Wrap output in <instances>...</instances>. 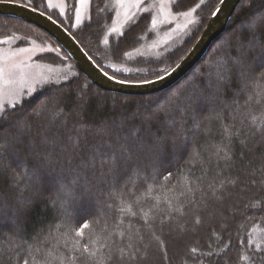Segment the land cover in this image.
I'll list each match as a JSON object with an SVG mask.
<instances>
[{
  "label": "trees",
  "instance_id": "1",
  "mask_svg": "<svg viewBox=\"0 0 264 264\" xmlns=\"http://www.w3.org/2000/svg\"><path fill=\"white\" fill-rule=\"evenodd\" d=\"M6 1L50 15L104 71L136 82L174 67L220 0H177L197 24L158 59L127 57L152 38L148 14L104 44L112 0H90L77 27V0L64 16L46 0ZM12 33L20 46L50 39L58 52L35 59L72 72L1 111L0 264H264V0H242L195 66L147 95L98 88L46 33L0 15V37Z\"/></svg>",
  "mask_w": 264,
  "mask_h": 264
},
{
  "label": "rangeland",
  "instance_id": "2",
  "mask_svg": "<svg viewBox=\"0 0 264 264\" xmlns=\"http://www.w3.org/2000/svg\"><path fill=\"white\" fill-rule=\"evenodd\" d=\"M177 0H112L114 9L109 29L104 38L108 44L110 36L121 35L124 29L142 14L150 16L149 32L152 38L128 54V58L158 59L169 53L190 34L197 24L193 9L175 11L173 5ZM206 1V0H204ZM47 8L57 11L62 16L67 9L66 0H46ZM90 0H77L74 13V27L80 26L89 18ZM155 21V23H153ZM16 34L0 37V112L7 106L32 93L40 85L65 79L72 72L69 62L57 65L39 62L37 55L45 52H58L53 41L42 36L32 40L31 44L17 45ZM23 50V51H21ZM115 70L125 71L130 66H123L109 61ZM134 68V67H132Z\"/></svg>",
  "mask_w": 264,
  "mask_h": 264
},
{
  "label": "water",
  "instance_id": "3",
  "mask_svg": "<svg viewBox=\"0 0 264 264\" xmlns=\"http://www.w3.org/2000/svg\"><path fill=\"white\" fill-rule=\"evenodd\" d=\"M241 1L220 0L189 51L174 67L156 78L136 82L118 79L104 71L74 36L45 12L23 3L0 0V15L19 18L46 33L65 51L76 68L98 88L125 95H147L169 88L190 71L225 31Z\"/></svg>",
  "mask_w": 264,
  "mask_h": 264
},
{
  "label": "snow or ice",
  "instance_id": "4",
  "mask_svg": "<svg viewBox=\"0 0 264 264\" xmlns=\"http://www.w3.org/2000/svg\"><path fill=\"white\" fill-rule=\"evenodd\" d=\"M81 2H84V0H81ZM138 2H139V0H138ZM153 23H155V21H153ZM0 42H3V41H0ZM21 51H23V50H21ZM3 69L2 68H0V75H2L3 74ZM161 79H163V77H160ZM122 83H123V81H122ZM3 106L2 105H0V108H2ZM3 116V112H0V117H2ZM89 227V225L87 224V223H85V224H83L78 230H77V235H80V236H82L83 235V231H84V229H86V228H88ZM79 243V242H78ZM84 247V251L85 252H88L89 251V249H88V246L87 245H84L83 246ZM193 251H195V249H193Z\"/></svg>",
  "mask_w": 264,
  "mask_h": 264
}]
</instances>
